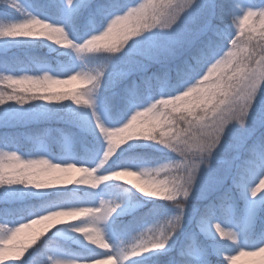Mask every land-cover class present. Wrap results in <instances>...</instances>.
Instances as JSON below:
<instances>
[{"label": "snow or ice", "instance_id": "6c2138e0", "mask_svg": "<svg viewBox=\"0 0 264 264\" xmlns=\"http://www.w3.org/2000/svg\"><path fill=\"white\" fill-rule=\"evenodd\" d=\"M0 85V264L264 256V0H0Z\"/></svg>", "mask_w": 264, "mask_h": 264}, {"label": "rangeland", "instance_id": "374dc122", "mask_svg": "<svg viewBox=\"0 0 264 264\" xmlns=\"http://www.w3.org/2000/svg\"><path fill=\"white\" fill-rule=\"evenodd\" d=\"M74 83L65 86L67 89L73 88ZM131 179H134L133 177H130ZM12 260H9L6 264H10ZM18 264V262H16ZM236 264H264V256H255V257H249V256H243L240 257Z\"/></svg>", "mask_w": 264, "mask_h": 264}, {"label": "trees", "instance_id": "16d2710c", "mask_svg": "<svg viewBox=\"0 0 264 264\" xmlns=\"http://www.w3.org/2000/svg\"><path fill=\"white\" fill-rule=\"evenodd\" d=\"M73 83H74L73 88L82 87V85H80L78 82H73ZM0 87H4L6 90H10V89H7L5 85H0ZM73 88H71V89H73ZM25 144L27 145V142H25ZM23 151L24 152L30 151V147L29 146H25L24 149H23ZM125 179H131V178L130 177H126ZM134 179H132V180H134ZM119 183H123V181H119ZM262 191H264V189H262ZM9 247H11V245H9ZM11 259H12V256L11 255L9 257H8V255H6L4 264L7 261L11 260Z\"/></svg>", "mask_w": 264, "mask_h": 264}]
</instances>
